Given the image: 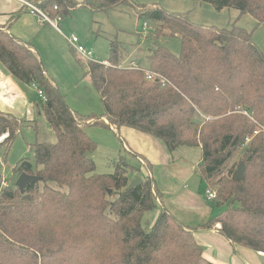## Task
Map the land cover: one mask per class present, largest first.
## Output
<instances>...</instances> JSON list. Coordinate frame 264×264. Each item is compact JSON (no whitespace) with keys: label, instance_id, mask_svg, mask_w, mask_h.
<instances>
[{"label":"trees","instance_id":"trees-1","mask_svg":"<svg viewBox=\"0 0 264 264\" xmlns=\"http://www.w3.org/2000/svg\"><path fill=\"white\" fill-rule=\"evenodd\" d=\"M31 1L51 18H64L76 7L91 12L131 7L153 29L146 68L170 84L148 81L142 69L122 65L118 46L111 42L108 64L88 60L86 70L103 113L80 114L65 102L35 47L0 27V65L42 92L40 111L56 136L54 143L33 144L32 161L17 162V176L39 177L23 193L0 181V264H215L203 256L193 235L213 229L233 246L264 252V53L253 43L252 32L235 22L228 27L197 24L188 12H170L158 2ZM193 2L235 9L264 23V0ZM170 36L179 38L178 55L158 42ZM30 122L0 111V137L5 135L0 145L7 151ZM87 125L130 127L170 151L198 147L195 171L215 190L210 205L218 212L198 227L185 226L162 205L149 174L152 165L140 156L149 175L140 176L141 184L131 190L126 188L137 169L121 156L112 173H96V144L84 132ZM237 151L239 159L229 166ZM240 162L244 175L236 180L231 175ZM157 207L153 224L145 229L144 213Z\"/></svg>","mask_w":264,"mask_h":264},{"label":"rangeland","instance_id":"rangeland-1","mask_svg":"<svg viewBox=\"0 0 264 264\" xmlns=\"http://www.w3.org/2000/svg\"><path fill=\"white\" fill-rule=\"evenodd\" d=\"M134 1L146 4L153 0ZM202 4L204 8H197L195 14L189 16L193 22L215 27H228L235 22L238 26L252 32L253 43L264 53V23L258 25L252 16L249 14L240 15L235 9L221 11L215 10L210 4ZM57 22H59L64 34L76 35L79 44L92 51L91 60L100 62L107 59L113 49L111 42H115L118 46L122 65H128L130 61L136 59L142 67L146 68V54L148 47L152 46L150 37L153 35V29L148 21L138 18L131 7L117 6L107 11L100 10L97 12H91L84 7H76ZM45 35L46 45L44 46L48 50L43 49L46 52L43 56L46 59L48 58L47 62L52 70L50 76L54 79L59 91L65 96V102L72 110L80 114L100 116L103 113L100 96L93 88L88 75H86L88 60L73 52L74 50L68 45L67 41L55 31L46 30ZM158 42L165 45L173 54H179L180 41L178 37H161ZM137 44L141 47V50H136ZM18 119L27 120L25 117ZM94 120L91 119L87 123ZM30 123L29 126L24 124L7 151L4 145H0V181L5 179L7 184L15 185L19 175L17 176L14 173V168L21 159L33 160V144L35 142H56V136L41 111L39 113L35 111V116ZM84 132L96 144L92 153L96 173H112L114 171V161L121 156L126 163L137 169L136 173L131 174V176L139 175L143 177L149 175L140 158L141 156L135 151L124 147L125 141L121 138V133L120 135H118L119 133L116 134L117 130L113 131L111 128L99 125H87L84 127ZM168 151L171 152L174 158H181L192 164H197L200 159V149L198 147L179 146ZM240 153V151H237L235 157L229 162V166L239 159ZM191 183L192 181L189 182V184ZM158 208L144 213L142 226L145 229H149L153 224ZM217 212L218 209L215 208L214 214Z\"/></svg>","mask_w":264,"mask_h":264},{"label":"crops","instance_id":"crops-1","mask_svg":"<svg viewBox=\"0 0 264 264\" xmlns=\"http://www.w3.org/2000/svg\"><path fill=\"white\" fill-rule=\"evenodd\" d=\"M153 2H158L170 12H188L189 16L194 15L197 8H204L202 3L194 4L193 0H153L147 4ZM59 19L60 17L51 18L52 23L40 22L19 0H0V27L5 28L14 37L30 42L40 54L44 69L49 75L52 74V70L47 62L48 58L43 56L46 54L43 49L48 50L44 46L46 45L44 32L55 31L65 39L57 22ZM136 48L141 50L138 44ZM149 50L150 47L147 51ZM107 60L108 58L100 62L108 64ZM132 62L141 66L136 59ZM42 100L39 90L33 84H25L14 79L0 65V111L31 120L35 116V111L40 112ZM103 121L106 119L103 118ZM112 130H117L118 135L121 133L120 136L125 141L124 147L135 151L152 165L149 174L161 194V203L174 217L185 226L194 228L206 223L209 217L214 215L211 201L206 198L208 185L195 171L197 164L174 158L165 145L150 134L126 126ZM215 227L219 225L216 224ZM193 235L203 247V256L215 264H264V252L233 246L216 229L196 231Z\"/></svg>","mask_w":264,"mask_h":264},{"label":"built area","instance_id":"built-area-1","mask_svg":"<svg viewBox=\"0 0 264 264\" xmlns=\"http://www.w3.org/2000/svg\"><path fill=\"white\" fill-rule=\"evenodd\" d=\"M19 1L22 3L24 7H26L28 12L31 15L35 16L40 22H49V23L53 22L51 18L31 0H19ZM63 35L66 41L68 42V44L72 47L74 52L79 57L87 60L92 59V51L86 49L84 46L79 44V40L76 35L74 34H70V35L63 34ZM127 66L142 69L144 71L145 78L148 81L158 82L161 86H166L170 84L169 80L159 72L152 71L147 68H142L141 66L137 65L135 62L132 61ZM39 95L43 100L45 99L41 91H39ZM2 184L7 185L5 179H2ZM215 197H216L215 191L208 187V189L206 190V198L211 201Z\"/></svg>","mask_w":264,"mask_h":264},{"label":"water","instance_id":"water-1","mask_svg":"<svg viewBox=\"0 0 264 264\" xmlns=\"http://www.w3.org/2000/svg\"><path fill=\"white\" fill-rule=\"evenodd\" d=\"M173 149V147H172ZM89 156V155H88ZM244 170H245V165L240 162L237 167L235 168V170L233 171L231 177L233 179H242L243 178V175H244ZM39 179V177L37 176H33V175H28V174H25V173H21L16 182H15V186L18 187L20 189V191L23 193L24 190H25V187L34 182V181H37ZM142 182V178L138 175H136L132 181L129 183V185L127 186V190H131L133 189L134 187L138 186L139 184H141ZM25 199H29V195H26L24 196Z\"/></svg>","mask_w":264,"mask_h":264},{"label":"bare ground","instance_id":"bare-ground-1","mask_svg":"<svg viewBox=\"0 0 264 264\" xmlns=\"http://www.w3.org/2000/svg\"><path fill=\"white\" fill-rule=\"evenodd\" d=\"M4 137H5V135H2V136L0 137V141H1L2 139H4Z\"/></svg>","mask_w":264,"mask_h":264}]
</instances>
